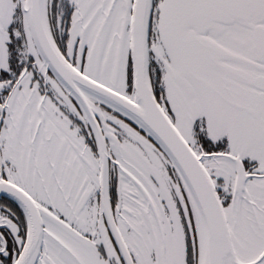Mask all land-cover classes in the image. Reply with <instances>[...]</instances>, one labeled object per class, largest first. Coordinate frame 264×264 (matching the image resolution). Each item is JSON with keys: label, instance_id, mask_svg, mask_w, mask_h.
Segmentation results:
<instances>
[{"label": "snow or ice", "instance_id": "1", "mask_svg": "<svg viewBox=\"0 0 264 264\" xmlns=\"http://www.w3.org/2000/svg\"><path fill=\"white\" fill-rule=\"evenodd\" d=\"M0 264H264V0H0Z\"/></svg>", "mask_w": 264, "mask_h": 264}]
</instances>
